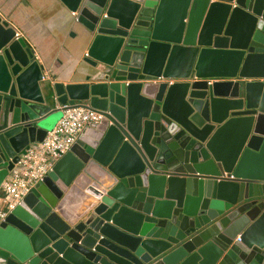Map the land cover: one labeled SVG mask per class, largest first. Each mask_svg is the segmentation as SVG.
Masks as SVG:
<instances>
[{
  "label": "water",
  "instance_id": "water-1",
  "mask_svg": "<svg viewBox=\"0 0 264 264\" xmlns=\"http://www.w3.org/2000/svg\"><path fill=\"white\" fill-rule=\"evenodd\" d=\"M58 1L71 71L0 15V184L60 105L101 118L0 219V264H264V0Z\"/></svg>",
  "mask_w": 264,
  "mask_h": 264
},
{
  "label": "built area",
  "instance_id": "built-area-1",
  "mask_svg": "<svg viewBox=\"0 0 264 264\" xmlns=\"http://www.w3.org/2000/svg\"><path fill=\"white\" fill-rule=\"evenodd\" d=\"M61 115L43 140L29 147L18 161L19 168L0 184V219L30 191L66 153L83 128L101 114L82 104L59 106ZM231 177V176H230Z\"/></svg>",
  "mask_w": 264,
  "mask_h": 264
},
{
  "label": "crops",
  "instance_id": "crops-1",
  "mask_svg": "<svg viewBox=\"0 0 264 264\" xmlns=\"http://www.w3.org/2000/svg\"><path fill=\"white\" fill-rule=\"evenodd\" d=\"M0 15L10 21L18 35L37 47L54 72L75 68L76 56L71 49L74 39L69 35L72 23L58 0H0ZM60 115L61 112H57L52 116L48 129L56 124Z\"/></svg>",
  "mask_w": 264,
  "mask_h": 264
}]
</instances>
